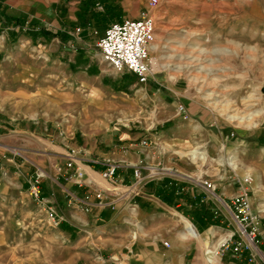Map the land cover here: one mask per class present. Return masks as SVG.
Here are the masks:
<instances>
[{
  "label": "rangeland",
  "instance_id": "1",
  "mask_svg": "<svg viewBox=\"0 0 264 264\" xmlns=\"http://www.w3.org/2000/svg\"><path fill=\"white\" fill-rule=\"evenodd\" d=\"M66 1L0 0L24 20L62 31V39L52 33L33 40L21 33L14 43L5 35L10 29L0 33V264H108L94 224L78 221L73 234L53 226L26 182L39 176L61 223L75 222L71 214L84 209L68 206L69 197L60 192L74 182L69 172L73 166L87 170L88 158L105 163L99 154L123 133L151 138L154 180L193 186L229 225L201 235L188 222L200 237V243L188 238L204 255L201 264H222V235L243 238L221 193H238L241 178L250 174L251 209L259 223L253 264H264V0H158L154 10L149 0H105L121 11V21L147 12L154 19L150 58L157 69L145 84L101 61L95 44L106 28L86 44L69 22L59 21L54 5ZM100 5L96 11L102 13ZM178 105L188 110L187 121L178 116ZM231 106L243 112V121L220 111ZM70 156L75 163L68 168ZM101 173L89 172L91 190L104 195L101 208L110 212L123 187L114 191ZM200 178L215 187L218 199L199 187ZM84 250L91 260L84 259ZM121 253L112 264L136 257L131 242Z\"/></svg>",
  "mask_w": 264,
  "mask_h": 264
},
{
  "label": "crops",
  "instance_id": "2",
  "mask_svg": "<svg viewBox=\"0 0 264 264\" xmlns=\"http://www.w3.org/2000/svg\"><path fill=\"white\" fill-rule=\"evenodd\" d=\"M80 9L79 0H68L65 4L56 2L54 5L59 21L62 22V19H65L73 28L77 26ZM58 31L62 32L60 29ZM82 61V59H78L79 63ZM144 139L150 140L151 138H142L140 133H123L115 141V144L110 145L107 153L99 154L105 163L100 165L90 158L85 159L88 163L85 166L87 170L81 169L85 175L83 182L92 183L89 172L90 174L94 171L102 172L107 162H114L117 164L115 179L118 183L121 186L132 184L134 167L140 164L143 165L141 167H148L154 163L155 154H151L148 146L140 145V141ZM76 168L77 166H73L69 173H73ZM64 173L67 174L66 171ZM73 184L74 182H69V186L60 191L69 197L68 206L72 202L78 205L79 202H84L87 198L88 209L79 205L84 210L81 213L76 210L74 215L71 214L75 222L68 220L61 223L60 227L65 232L73 234L78 221L87 225L93 223L94 231L98 233L97 242L100 243L108 264H112V259L118 258V256L123 257L122 249L130 242L136 257L129 259L128 264H201L200 255L203 254H200L198 244L191 242L188 238L192 237L198 243L201 242L191 224L201 235H204L210 228L220 230L229 228L212 203L207 201L210 199L209 197L195 193L193 186L178 180L162 178L149 181L141 187L137 196L119 200L110 212L102 210L104 208L97 205L94 198L95 192L91 190V186H76L72 190ZM199 187L202 188L200 185ZM42 193L45 196L43 189ZM236 193V188H224L221 196L225 202H229ZM58 196L59 194L55 197ZM81 197L84 198L83 201ZM167 199L170 201H166ZM79 214L81 215L78 216ZM101 224H105V229H100L97 226ZM134 226H139V229L136 230L137 238L132 234ZM216 233L219 234V232ZM162 242H167L168 248L162 246ZM88 253L87 250H84L83 257L86 260H91ZM129 253H132L131 247ZM247 259L248 254L246 253L238 259L226 251L221 260L222 264H246ZM85 264L96 263L91 260Z\"/></svg>",
  "mask_w": 264,
  "mask_h": 264
},
{
  "label": "built area",
  "instance_id": "3",
  "mask_svg": "<svg viewBox=\"0 0 264 264\" xmlns=\"http://www.w3.org/2000/svg\"><path fill=\"white\" fill-rule=\"evenodd\" d=\"M158 0H149L148 8L154 10L158 6ZM96 10L102 11V6L99 3L95 5ZM155 22L149 13L140 14L137 20H122L108 26L101 38L95 44L99 51L101 61L110 66L115 73L127 72L133 75L138 84H145L155 74L154 61L150 58V53L153 50L155 43ZM80 34V29L74 30V35ZM178 116L183 121L188 120V110L183 105L176 107ZM150 140L144 139L140 141L141 146H149ZM71 163L67 165L71 168L75 161L71 157ZM76 165V164H75ZM117 164L114 162H107L104 170L101 173V178L109 185L112 186L114 191L115 187H121L115 179ZM133 182L128 186H122L118 189L119 196L115 202L131 196H137L142 186L147 182L154 180V173L149 167L136 166L132 170ZM74 184L77 187L91 186V183L82 181L83 171L81 168L74 170ZM198 184L204 188L211 198H217L214 194L215 187L212 186L207 180L199 179ZM252 184V177L246 174L241 178L238 193L229 201L223 203L224 209L228 210L238 224L239 233L243 237L238 239V234H228L226 240L222 243L219 250L222 255L224 252H230L235 258L240 259L242 255L247 252L248 259L246 264H253L254 250L259 251L255 242L256 235L259 233L258 218L253 214L250 203V186ZM40 177L36 176L30 178L26 182L27 191L32 200L41 207L45 212L47 220L53 225L58 226L61 224L62 219L58 216L55 207L43 195L41 188ZM94 197L98 200V206H102L104 195L95 193ZM218 199V198H217ZM87 198L84 202L78 204L88 209ZM114 201L112 203H115ZM249 240H247V238ZM164 247L168 248V243L163 242Z\"/></svg>",
  "mask_w": 264,
  "mask_h": 264
},
{
  "label": "trees",
  "instance_id": "4",
  "mask_svg": "<svg viewBox=\"0 0 264 264\" xmlns=\"http://www.w3.org/2000/svg\"><path fill=\"white\" fill-rule=\"evenodd\" d=\"M79 1L81 9L78 17V25L74 28V30L76 28L80 29L79 36L86 44V40L90 38L92 34H95L97 29H105L111 24L121 21V11L114 5H110L109 3L107 4L105 0ZM96 2L104 5V12L100 13L96 11ZM60 3L61 2H59V4ZM6 29L11 30L5 34L10 43L16 42L18 35L21 33L33 40L38 38H49L52 33H54L55 37H60L62 39L59 32L51 31L42 23L32 24L24 20V16H22V14L11 12L8 7L0 2V33ZM166 201L169 202L170 200L167 199ZM245 253L247 254V252Z\"/></svg>",
  "mask_w": 264,
  "mask_h": 264
},
{
  "label": "bare ground",
  "instance_id": "5",
  "mask_svg": "<svg viewBox=\"0 0 264 264\" xmlns=\"http://www.w3.org/2000/svg\"><path fill=\"white\" fill-rule=\"evenodd\" d=\"M157 66L154 64V68H156ZM157 69V68H156ZM216 105V104H215ZM225 106V105H224ZM220 111L221 112H223V113H230V112H232V113H234L232 116H230L229 118L230 119H235V120H239V121H243L244 119H245V117H244V115H242L243 114V112H241L239 109H237V108H233V106H231L230 108H222L221 107V109H220ZM228 237V235H226L225 236V238H224V240L222 241V243L226 240V238ZM247 238V240H249V238L248 237H246ZM222 243H220L221 245H222Z\"/></svg>",
  "mask_w": 264,
  "mask_h": 264
}]
</instances>
